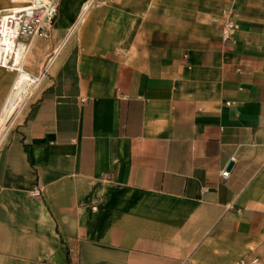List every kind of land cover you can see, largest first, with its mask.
<instances>
[{
	"label": "crops",
	"instance_id": "crops-1",
	"mask_svg": "<svg viewBox=\"0 0 264 264\" xmlns=\"http://www.w3.org/2000/svg\"><path fill=\"white\" fill-rule=\"evenodd\" d=\"M23 71L0 264L264 260V0H60Z\"/></svg>",
	"mask_w": 264,
	"mask_h": 264
},
{
	"label": "built area",
	"instance_id": "built-area-1",
	"mask_svg": "<svg viewBox=\"0 0 264 264\" xmlns=\"http://www.w3.org/2000/svg\"><path fill=\"white\" fill-rule=\"evenodd\" d=\"M9 7L0 10V68L18 75L23 71L33 44L46 38L58 17L60 0H8ZM231 20L221 28L224 39L235 29ZM229 173H221L223 179ZM37 195V192L34 193ZM240 264H264V260Z\"/></svg>",
	"mask_w": 264,
	"mask_h": 264
},
{
	"label": "bare ground",
	"instance_id": "bare-ground-1",
	"mask_svg": "<svg viewBox=\"0 0 264 264\" xmlns=\"http://www.w3.org/2000/svg\"><path fill=\"white\" fill-rule=\"evenodd\" d=\"M34 86L35 79L25 71H22L17 75L12 90L0 114V132L5 128L16 108L25 100L26 96Z\"/></svg>",
	"mask_w": 264,
	"mask_h": 264
},
{
	"label": "rangeland",
	"instance_id": "rangeland-1",
	"mask_svg": "<svg viewBox=\"0 0 264 264\" xmlns=\"http://www.w3.org/2000/svg\"><path fill=\"white\" fill-rule=\"evenodd\" d=\"M11 73L14 75V81H15L17 75L14 72ZM31 95H32V90L26 96L25 100L16 108L14 114L8 120V123L6 124L5 128L0 132V140L2 139L5 133H8L12 128H14L17 122L20 121V117L22 116L26 103L28 99H30Z\"/></svg>",
	"mask_w": 264,
	"mask_h": 264
},
{
	"label": "water",
	"instance_id": "water-1",
	"mask_svg": "<svg viewBox=\"0 0 264 264\" xmlns=\"http://www.w3.org/2000/svg\"><path fill=\"white\" fill-rule=\"evenodd\" d=\"M231 165H232L231 163L228 165V169H230Z\"/></svg>",
	"mask_w": 264,
	"mask_h": 264
}]
</instances>
